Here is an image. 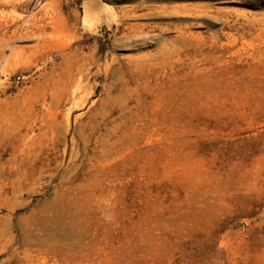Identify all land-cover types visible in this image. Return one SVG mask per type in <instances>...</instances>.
I'll return each mask as SVG.
<instances>
[{
  "label": "rangeland",
  "instance_id": "rangeland-1",
  "mask_svg": "<svg viewBox=\"0 0 264 264\" xmlns=\"http://www.w3.org/2000/svg\"><path fill=\"white\" fill-rule=\"evenodd\" d=\"M0 264H264V0H0Z\"/></svg>",
  "mask_w": 264,
  "mask_h": 264
}]
</instances>
